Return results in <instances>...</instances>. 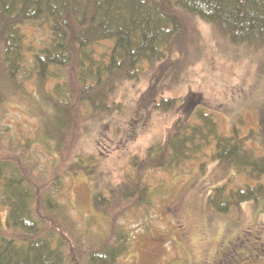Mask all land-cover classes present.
I'll use <instances>...</instances> for the list:
<instances>
[{"label": "rangeland", "instance_id": "obj_1", "mask_svg": "<svg viewBox=\"0 0 264 264\" xmlns=\"http://www.w3.org/2000/svg\"><path fill=\"white\" fill-rule=\"evenodd\" d=\"M27 35L39 46L49 38L39 27ZM108 47L97 46L96 55ZM31 70L28 56L23 88L16 92L0 76L1 91L9 90L0 99V161L12 160L29 186L59 207L50 227L52 238L69 239L80 264H86L94 247L112 241L114 231H120L127 246L116 264H264V196L226 214L206 212L207 193L215 187L253 185L245 175L212 160L214 141L207 147L194 137L189 149L196 153L188 160L170 171L147 172L142 183L148 188L133 207L122 209L115 195L107 217L93 205L95 194L107 196L110 189L125 187L134 177L133 160H142L149 147L162 141L178 115L198 124L192 112L203 110L224 137L233 129L241 136L256 129L257 106L264 102V57L258 52L231 46L210 25L183 16L181 33L165 59L144 65L138 81L120 84L109 99L115 103L109 112H92L80 103L79 116L71 113L68 129L60 132V156L39 121L47 106L40 109L44 101L37 92L50 90L54 81L36 90ZM162 100L176 103L165 112L154 109ZM80 161L90 174L73 173L71 167ZM7 212L0 194L2 224Z\"/></svg>", "mask_w": 264, "mask_h": 264}, {"label": "trees", "instance_id": "obj_2", "mask_svg": "<svg viewBox=\"0 0 264 264\" xmlns=\"http://www.w3.org/2000/svg\"><path fill=\"white\" fill-rule=\"evenodd\" d=\"M183 16L210 25L229 45L264 57V0H0V76L18 91L30 56L36 90L54 81L50 90L37 92L44 105L39 106V99L35 105L47 106L39 117L41 131L48 129L44 137L54 148L57 145L60 156L64 145L60 132L68 129L71 113L79 116L80 103L92 112H109L115 104L108 103L109 99L120 84L138 81L144 65L165 59L181 33ZM37 27L48 32L46 44L39 46L29 39L27 30ZM105 43H109L107 51L96 55L95 48ZM1 88L0 99L9 91ZM175 103L162 100L153 108L165 112ZM257 107L256 129L246 136L236 129L230 137L222 136L212 116L203 110L192 112L198 124L178 115L164 139L149 147L142 160H133L134 177L124 182L125 187L110 189L107 196L95 194L94 208L108 217L115 195L122 209L133 207L148 188L142 183L146 173L170 171L188 160L196 153L189 149L194 137L207 147L214 141L212 160L253 183L235 190L228 189V183L215 187L207 193L206 212L226 214L243 204L258 203L264 196V102ZM71 168L73 173L90 174L81 161ZM29 185L12 160L0 161L1 201L8 211L4 224L0 220V264H80L69 239L52 238L50 227L56 224L53 215L60 213L59 207ZM128 199H134L129 206ZM120 234L114 231L112 241L94 247L86 264H116L127 247Z\"/></svg>", "mask_w": 264, "mask_h": 264}]
</instances>
